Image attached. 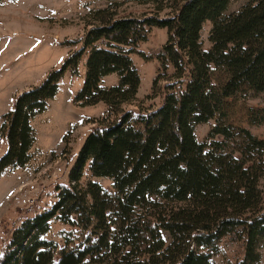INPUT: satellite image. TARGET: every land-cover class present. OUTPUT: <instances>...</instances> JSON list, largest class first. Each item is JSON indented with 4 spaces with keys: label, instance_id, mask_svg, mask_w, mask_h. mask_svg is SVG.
Wrapping results in <instances>:
<instances>
[{
    "label": "trees",
    "instance_id": "trees-1",
    "mask_svg": "<svg viewBox=\"0 0 264 264\" xmlns=\"http://www.w3.org/2000/svg\"><path fill=\"white\" fill-rule=\"evenodd\" d=\"M165 1L173 12L164 18L123 14L118 4L91 13L83 40L73 43H81L80 49L19 95L3 116L0 136L8 149L0 158V176L28 163L32 119L56 97L65 74L78 75L84 61L85 82L76 101L109 109L86 138L69 184L57 187V202L13 231L0 264H216L225 241L240 245L242 256L227 264L260 263L264 185L214 172L197 154L189 110L200 100L212 66L230 75L224 97L264 93V0L229 16L233 0ZM206 23L212 25L207 50L201 39ZM153 28L166 29L168 40L147 56L139 47ZM135 55L158 63L152 98L162 103L147 112L122 109L137 101ZM113 74L117 85L102 86ZM84 173L110 180L113 191L83 184ZM55 220L71 228L61 248L46 238Z\"/></svg>",
    "mask_w": 264,
    "mask_h": 264
},
{
    "label": "rangeland",
    "instance_id": "rangeland-1",
    "mask_svg": "<svg viewBox=\"0 0 264 264\" xmlns=\"http://www.w3.org/2000/svg\"><path fill=\"white\" fill-rule=\"evenodd\" d=\"M252 0H233L226 16L240 11ZM118 4L123 14L136 17L172 14L165 0H2L0 2V130L3 116L11 112L19 95L39 86L53 70H58L77 50L86 33V20L96 10ZM211 23L201 32L204 49L210 48ZM168 40L166 29L153 28L139 51L147 56L157 53ZM141 78L137 101L122 109L139 111L159 107L160 97L153 94L158 74L156 60L132 57ZM85 61L78 75L67 72L59 91L46 110L31 121L35 141L30 160L24 167L8 168L0 176V256L8 246L11 234L21 223L49 210L57 202V187L69 184V173L79 152L95 126L109 114L100 103L83 106L76 101L85 82ZM230 75L223 68L212 66L200 100L189 110L195 125L197 154L214 171L228 179H257L264 185V93L249 90L224 97L222 88ZM113 74L103 78L102 86L117 85ZM8 149L0 136V158ZM95 182L107 191L113 184L104 178L84 173L83 184ZM71 228L59 221L52 222L48 240L62 247L63 236ZM165 239L170 242L168 234ZM241 246L223 242L214 256L216 264L241 259ZM264 264V237L258 243Z\"/></svg>",
    "mask_w": 264,
    "mask_h": 264
}]
</instances>
